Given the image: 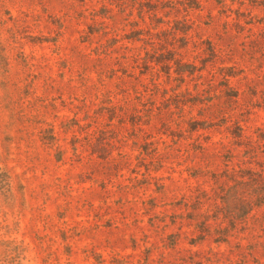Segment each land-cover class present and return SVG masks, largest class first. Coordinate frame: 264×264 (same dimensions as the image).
<instances>
[{
  "label": "rangeland",
  "instance_id": "rangeland-1",
  "mask_svg": "<svg viewBox=\"0 0 264 264\" xmlns=\"http://www.w3.org/2000/svg\"><path fill=\"white\" fill-rule=\"evenodd\" d=\"M185 7L0 0V264H264V0Z\"/></svg>",
  "mask_w": 264,
  "mask_h": 264
},
{
  "label": "trees",
  "instance_id": "trees-1",
  "mask_svg": "<svg viewBox=\"0 0 264 264\" xmlns=\"http://www.w3.org/2000/svg\"><path fill=\"white\" fill-rule=\"evenodd\" d=\"M185 6V8L189 10L199 9L200 0H185ZM183 33L187 35L186 32ZM164 61L163 63L166 67H171V62L174 60L169 58ZM176 65L178 74H184L185 72L182 70V67L186 65L177 60ZM190 74H192V72H190ZM58 159V161L61 160L60 155ZM259 172L260 174L257 173L254 176L245 175L238 177V179H229L231 181V186L225 190L222 200L225 207V217L230 220L232 227L238 222L242 223L253 210L264 206V177L262 174L264 171L260 170ZM0 179H2L1 174Z\"/></svg>",
  "mask_w": 264,
  "mask_h": 264
}]
</instances>
